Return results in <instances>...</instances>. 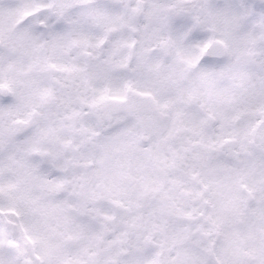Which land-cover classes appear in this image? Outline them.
<instances>
[{
  "label": "snow or ice",
  "instance_id": "1",
  "mask_svg": "<svg viewBox=\"0 0 264 264\" xmlns=\"http://www.w3.org/2000/svg\"><path fill=\"white\" fill-rule=\"evenodd\" d=\"M0 264H264V0H0Z\"/></svg>",
  "mask_w": 264,
  "mask_h": 264
}]
</instances>
